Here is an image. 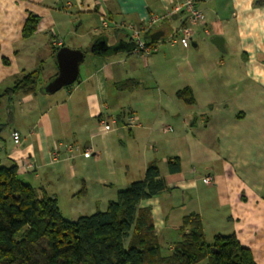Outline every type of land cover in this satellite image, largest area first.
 I'll return each mask as SVG.
<instances>
[{"label": "crops", "instance_id": "0c3cea01", "mask_svg": "<svg viewBox=\"0 0 264 264\" xmlns=\"http://www.w3.org/2000/svg\"><path fill=\"white\" fill-rule=\"evenodd\" d=\"M179 3L0 0V124L7 128L0 130V164H16L23 182L43 188L76 219L104 210L155 161L170 189L139 206L150 208L159 242L171 248L183 216L196 213L206 241L234 234L264 264V0H196L205 21L189 44L172 41L184 17L173 12ZM29 13L39 21L22 38ZM153 15L163 18L150 35L163 36L144 56L127 27ZM103 39L104 52L89 50ZM62 46L85 56L76 80L47 94L43 86L57 74L54 49ZM36 69L33 93L1 95L15 76ZM124 80L131 87L118 89ZM185 87L191 104L175 95ZM101 117L113 120L109 131ZM67 144L78 148L69 152ZM168 158H178L180 171H167Z\"/></svg>", "mask_w": 264, "mask_h": 264}, {"label": "trees", "instance_id": "16d2710c", "mask_svg": "<svg viewBox=\"0 0 264 264\" xmlns=\"http://www.w3.org/2000/svg\"><path fill=\"white\" fill-rule=\"evenodd\" d=\"M38 21L37 15H27L22 38L34 33ZM165 24L159 26L169 32ZM152 30L143 36L150 46L156 42L149 37ZM38 71H22L1 95L33 93ZM131 84L124 80L116 87L126 90ZM175 95L186 103L194 101L187 87ZM166 166L169 173L180 171L178 158H168ZM169 189L152 161L142 178L117 191L104 210L67 219L56 198L20 179L16 164H0V264H256L234 234H216L206 241L196 213L183 216L179 239L163 251L150 208L139 204Z\"/></svg>", "mask_w": 264, "mask_h": 264}, {"label": "built area", "instance_id": "2783aa9c", "mask_svg": "<svg viewBox=\"0 0 264 264\" xmlns=\"http://www.w3.org/2000/svg\"><path fill=\"white\" fill-rule=\"evenodd\" d=\"M180 3L174 8L173 12H181L183 14V20L179 24V26L174 29L172 34V41L176 38H180L186 44H189L193 41V37L195 35L196 27L202 25L205 21V16L203 11L197 6L196 0H179ZM163 16L153 15L150 16L143 26L134 27L132 25H128V30L131 32L130 39L135 45V49L141 55H148L152 52V46H150L142 37V33L150 29V27L154 24H157L160 20H162ZM61 41H56L58 45H60ZM113 120H108L106 117H101L98 120V123L102 127L103 131H109L111 129V123ZM128 123L135 124V118H128ZM13 139L18 141L19 135L14 132L12 134ZM78 146L67 144L65 145V150L72 151L73 149H77ZM91 154L90 148H85L82 151L83 157H88ZM59 156V152L57 149H54L52 152V159L57 160ZM203 183L210 184L212 182V178L210 176H205L202 179Z\"/></svg>", "mask_w": 264, "mask_h": 264}, {"label": "water", "instance_id": "95a60500", "mask_svg": "<svg viewBox=\"0 0 264 264\" xmlns=\"http://www.w3.org/2000/svg\"><path fill=\"white\" fill-rule=\"evenodd\" d=\"M162 36L163 32L157 30L150 35V38L152 40H158ZM211 42L219 48H222L223 39L221 37L214 36L211 38ZM128 43L131 44V42ZM107 48L106 40L103 39L92 44L89 50L98 53V51L104 52ZM84 56L85 53L80 49H71L66 46L58 48L54 54L57 74L43 86V91L47 94H52L60 88L72 84L77 78L78 67Z\"/></svg>", "mask_w": 264, "mask_h": 264}, {"label": "rangeland", "instance_id": "374dc122", "mask_svg": "<svg viewBox=\"0 0 264 264\" xmlns=\"http://www.w3.org/2000/svg\"><path fill=\"white\" fill-rule=\"evenodd\" d=\"M87 29H88V27L87 28H85V27H81V29H80V31H87ZM130 31V30H129ZM34 41H37V39L36 40H34ZM40 45V44H39ZM40 47H41V45H40ZM221 56H225V54L224 53H221L220 54ZM2 129H4V132H5V130L7 129L6 128V126H4ZM2 132H3V130H2ZM2 135V134H1ZM1 135H0V137H1ZM86 214H89V213H91V212H85ZM65 217L66 216H69V217H73V216H71V213L70 212H68L67 210H63V213H62ZM208 241H210L209 240V238H208ZM160 244H161V246H162V249H163V251H166V249H168V246H167V243H165L163 240H161L160 241Z\"/></svg>", "mask_w": 264, "mask_h": 264}]
</instances>
